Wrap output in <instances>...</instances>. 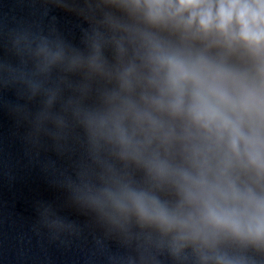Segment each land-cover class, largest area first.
Returning <instances> with one entry per match:
<instances>
[{
	"label": "clouds",
	"instance_id": "1",
	"mask_svg": "<svg viewBox=\"0 0 264 264\" xmlns=\"http://www.w3.org/2000/svg\"><path fill=\"white\" fill-rule=\"evenodd\" d=\"M49 5L73 27L0 35V108L85 222L31 230L85 264H264V0Z\"/></svg>",
	"mask_w": 264,
	"mask_h": 264
},
{
	"label": "water",
	"instance_id": "2",
	"mask_svg": "<svg viewBox=\"0 0 264 264\" xmlns=\"http://www.w3.org/2000/svg\"><path fill=\"white\" fill-rule=\"evenodd\" d=\"M46 0H0V35L7 30L42 21L72 28L73 13L50 5ZM55 16V20L51 18ZM15 101L11 91L6 93ZM25 128L10 112L0 108V264H85V251L75 243L65 247L49 242L31 226L38 203H49L68 220L83 224L85 217L63 206L64 194L53 182L45 165L56 161L50 149L39 153L24 138Z\"/></svg>",
	"mask_w": 264,
	"mask_h": 264
}]
</instances>
